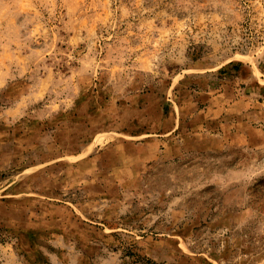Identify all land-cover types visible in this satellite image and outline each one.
<instances>
[{
    "label": "rangeland",
    "instance_id": "obj_1",
    "mask_svg": "<svg viewBox=\"0 0 264 264\" xmlns=\"http://www.w3.org/2000/svg\"><path fill=\"white\" fill-rule=\"evenodd\" d=\"M0 264H264V0H0Z\"/></svg>",
    "mask_w": 264,
    "mask_h": 264
}]
</instances>
